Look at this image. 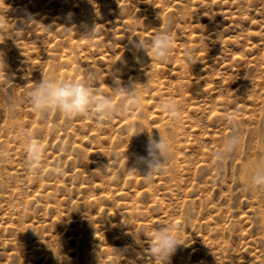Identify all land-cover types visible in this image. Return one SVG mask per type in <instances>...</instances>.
I'll list each match as a JSON object with an SVG mask.
<instances>
[{"label":"rangeland","instance_id":"obj_1","mask_svg":"<svg viewBox=\"0 0 264 264\" xmlns=\"http://www.w3.org/2000/svg\"><path fill=\"white\" fill-rule=\"evenodd\" d=\"M164 30L175 37L167 62L129 44ZM93 71L116 105L114 72L151 86L100 123L32 106L42 76ZM169 99L179 120L161 106ZM145 130L174 147L148 183L128 168L147 154ZM233 134L239 146L221 159ZM0 153V264H147L148 237L133 235L165 226L183 244L170 264H264V188L244 177L264 162V0H0Z\"/></svg>","mask_w":264,"mask_h":264},{"label":"clouds","instance_id":"obj_2","mask_svg":"<svg viewBox=\"0 0 264 264\" xmlns=\"http://www.w3.org/2000/svg\"><path fill=\"white\" fill-rule=\"evenodd\" d=\"M32 23L29 19L24 21L25 28ZM68 28V27H66ZM19 30L14 33V40L20 38ZM96 26L88 29L82 36L92 37L95 34ZM129 44L136 52L146 53L152 60L154 57L157 61L167 62L171 58V53L175 47V37L172 32L164 30L157 32L150 41L143 39H129ZM186 59L190 64L198 63L191 49L186 53ZM113 89L121 93L125 97V102L119 105L113 104L111 97L100 98L95 91L97 74L93 71L88 73L84 80H69L57 79L53 77H44L35 83V86L29 90L28 97L33 107L40 111H48L52 108L56 109L67 119L74 117H87L89 113H93L97 122H102L105 118L113 116H126L129 103L132 106L138 104L142 98V88L144 90L151 86V81L147 83H139L135 80H130L125 84L114 72ZM162 108L168 113L173 120H179L182 115L181 105L173 100H163ZM147 132L148 141L145 147L146 155H137L135 163L129 170H137L145 178V182H151L153 177L166 172L169 161L174 155L173 144L164 137L160 132L158 136L152 135L148 131L139 132L137 135ZM239 146V136L237 134L230 135L225 144L224 149L217 155L221 159L226 158L229 154L237 150ZM29 153L30 160L35 162L38 159V147L31 142L26 148ZM6 154L0 153V156ZM112 167L111 162L102 166L104 172ZM64 174L63 167L57 165L52 170V175L62 176ZM249 185L253 188H264V162H258L256 171L249 178ZM148 237L149 247L145 250L149 258L147 264H170L172 257L176 254L178 248L183 245L180 235L172 226H165L156 230L151 236L141 233L133 235L139 241L140 236ZM119 254L123 255L127 251L118 250ZM99 259V253H98Z\"/></svg>","mask_w":264,"mask_h":264},{"label":"bare ground","instance_id":"obj_3","mask_svg":"<svg viewBox=\"0 0 264 264\" xmlns=\"http://www.w3.org/2000/svg\"><path fill=\"white\" fill-rule=\"evenodd\" d=\"M256 166H257V164H255V165H245V167H244V177L246 179H249V176H248L249 172H252L253 169H255V171H256Z\"/></svg>","mask_w":264,"mask_h":264}]
</instances>
